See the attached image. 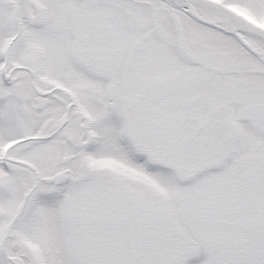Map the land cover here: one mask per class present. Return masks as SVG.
Masks as SVG:
<instances>
[{
  "label": "snow or ice",
  "instance_id": "obj_1",
  "mask_svg": "<svg viewBox=\"0 0 264 264\" xmlns=\"http://www.w3.org/2000/svg\"><path fill=\"white\" fill-rule=\"evenodd\" d=\"M0 264H264V0H0Z\"/></svg>",
  "mask_w": 264,
  "mask_h": 264
}]
</instances>
